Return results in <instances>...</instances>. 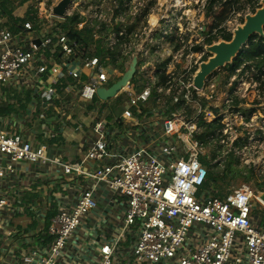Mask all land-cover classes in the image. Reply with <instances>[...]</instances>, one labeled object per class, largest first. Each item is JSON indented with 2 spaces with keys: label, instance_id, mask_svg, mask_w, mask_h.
Returning <instances> with one entry per match:
<instances>
[{
  "label": "built area",
  "instance_id": "built-area-1",
  "mask_svg": "<svg viewBox=\"0 0 264 264\" xmlns=\"http://www.w3.org/2000/svg\"><path fill=\"white\" fill-rule=\"evenodd\" d=\"M38 1L45 9L44 17L36 16L37 25L41 23L38 28L26 21L14 34L0 26V104L7 97L3 86L8 88L14 80L19 86L37 89L42 102L61 103L60 90L91 107L98 89L110 85L112 70H116L105 65L109 57L103 61L94 52L76 55L77 43L68 38L52 12L59 0ZM168 3L161 0L157 12V0H71L67 5L62 19L78 14L82 20L75 25L77 30L91 27L95 39L128 62L135 58L138 67L133 85L129 81L118 93L123 99L116 113L94 119L92 126L99 137L85 152L92 163L89 168L49 156L48 145L31 143L23 130L0 127V232L12 216L11 182L17 171L24 172L20 170L23 164L53 171L59 167L63 176L75 182L54 193L56 211L47 233L42 234L51 241L28 247L22 264H264V227L253 218L252 206L257 199L264 207L259 197L264 187L259 192L252 178L225 197L216 195L213 183L202 189L208 171L201 160L204 144L198 135L207 129L200 128V122L210 115L219 144L238 147L236 121L252 127L255 120L244 122L247 115L239 98L243 87L237 77L225 85L223 101L210 81L202 89L193 85L194 72L207 53L206 42L214 34H206L207 21L201 25L196 18L206 12L204 5L215 9L216 4L189 0L170 17ZM243 10V14L251 11L248 5ZM187 13H194L195 19H185ZM190 30L194 31L191 35L186 33ZM50 48L53 59H44L40 51ZM155 65H162L159 74L165 79L150 74ZM249 68L255 71L252 86L256 89L264 69ZM208 103H214L213 110H206ZM96 113L100 114V107ZM244 133L247 140H254L251 133ZM236 152L237 148L231 154ZM217 158L214 162L220 165ZM110 200L121 215L118 232H102L80 242L85 220L101 204L110 212ZM85 231L90 233V229ZM96 238L101 241L98 249L90 246V239Z\"/></svg>",
  "mask_w": 264,
  "mask_h": 264
},
{
  "label": "crops",
  "instance_id": "crops-1",
  "mask_svg": "<svg viewBox=\"0 0 264 264\" xmlns=\"http://www.w3.org/2000/svg\"><path fill=\"white\" fill-rule=\"evenodd\" d=\"M0 8V13L3 11L0 14L1 27L11 29L10 27L16 26L17 23L22 25L21 18L10 19L7 14L10 13V9H6L4 5ZM57 19L62 20V17L56 16ZM40 24L34 28H38ZM52 51L53 48H50L46 51L44 49L40 53L44 59L51 60L53 59ZM135 65L137 68L138 61ZM112 73L113 77L116 71L112 70ZM69 82L70 80L67 79L65 83ZM15 84L17 82L13 80L9 87L5 88L8 92L6 93V101L0 104V127L9 131L23 130V136L27 140L34 144H47L48 155L57 157L60 161L75 162L79 164L80 168L91 167L92 163L86 159L85 152L97 140L99 133L94 131L93 126L88 128L89 121L86 115L90 107H84L81 103H78L75 95H71V93L62 94L60 90L59 94L63 97L61 103L58 100L52 102L44 100L42 102L37 98L39 94L37 89L18 85L19 88L26 90V93H28L29 100H25L22 99V94L25 92L11 89ZM109 86L103 88L106 89ZM121 96L119 101L123 99ZM98 107L101 108V104ZM116 110L114 113H116ZM65 113L66 115H64ZM20 170L24 172L17 171L11 182V192L14 198L12 216L0 232V264H22L21 257L28 247H31L34 243L42 247L45 243L51 241V237L42 234L48 231L51 218L48 224L47 217L51 212L55 213L56 211L58 199L54 196V193L62 191L61 186H68L73 179L72 177L63 176L59 167L56 168V171H53L44 166L23 164ZM71 184L74 185L75 182L71 181ZM81 186L82 184L77 187ZM101 198L104 199V193ZM107 206L111 209L110 212L102 209L101 204L96 214L88 218L90 220H85L81 229H90V233L84 234L81 239L79 238L80 234L78 237L80 242H85L91 235L96 236L102 232H118L121 227V215L117 213L116 204L113 200L107 201ZM263 214H254L253 218L260 220L261 225L264 227ZM98 239H90L91 248L98 249L101 242Z\"/></svg>",
  "mask_w": 264,
  "mask_h": 264
},
{
  "label": "rangeland",
  "instance_id": "rangeland-1",
  "mask_svg": "<svg viewBox=\"0 0 264 264\" xmlns=\"http://www.w3.org/2000/svg\"><path fill=\"white\" fill-rule=\"evenodd\" d=\"M168 1H169L168 8H169L170 17H173L172 13H176L175 9L180 7L184 2L188 3L189 0H168ZM203 1L204 0H200V3ZM160 2L161 0H157V9L155 12H157L160 8ZM191 4L193 6H196V4L193 1L191 2ZM202 5H204V3ZM204 6L206 9V12L204 14L203 13L199 14L200 17L196 18V22L198 24L201 23V25H203V23L207 21V15L211 7L210 4H206ZM260 6H262L261 0H260ZM4 7L6 9H10L9 11L11 13L12 18H21V19L26 18L27 14L32 15L30 13L34 11H36L35 15L38 18L39 17L42 18L45 15L44 6H42V4L39 3L38 0H7L4 3ZM244 7L241 10H236L235 13L233 12L232 15L229 17V19L227 20V21H230V23L226 21V23L224 24V27H226L227 29H231V31H233V29L238 24H240V19H241L240 15L242 16L243 19L246 15V14H243ZM185 8L190 9V4H186ZM187 17L190 20L195 19L194 13H191V15L190 13H187L185 19H187ZM61 21H62L61 19L56 20L58 25L60 24ZM184 24H187V21H185ZM203 29H204V26H203ZM186 33H189V35H191L194 33V31L190 30L189 32H186ZM218 36L219 35H215V36L210 35L207 42L218 43L220 41V38ZM210 56L211 54L209 52L207 53L205 52L202 55L200 62L208 60ZM129 65H127L128 68H129ZM120 75L121 74L119 72H116L115 76H113L110 79V82L113 83L114 81H116ZM254 75H255V71L247 67L244 68L243 64L238 66V68H233V66L227 64L224 67L219 68L216 71H214L208 77L210 79V83L213 84V87H212L213 91L221 92L220 97H222V101H223L224 95L227 93L225 85H227L228 82L230 83V80L232 77L234 76L237 77L238 83L243 87L241 92H239V98L241 99L240 108L242 109V111L246 112L247 114V120H244V122H248V118L255 117L254 125L252 127H246L245 125H241L242 124L241 122L236 121L235 129L238 133L237 140H239L240 146L233 147L232 145L226 146V145L219 144L220 135L216 131V128L213 129L214 135L209 138L210 146L208 147L206 144L204 145L202 155L207 157L205 160L206 167L210 168L218 176L220 175L217 182H212V183L215 186L216 194L222 195V197H225L231 191L237 190L243 185L248 184V182L252 178H254L256 182L258 183L257 189L259 192H261V190L264 187V74L260 78L261 83L256 82L258 85L256 89L252 86L254 82L253 80ZM227 77L228 79H227V83L224 85L225 87L223 86L224 88L220 89V85L222 81H224V79H226ZM131 84L133 85V81H131ZM233 85L234 84L232 83L231 87H233ZM3 88L5 92L7 93L8 90H6L4 86ZM11 89L25 92L22 94L23 95L22 99L29 100V96H28V93H26V90L19 88L18 84H15ZM119 100H120V94H117L105 100H101L97 96H95L94 99L91 100L92 106L88 108L89 111L86 115L89 121L88 128H91V126L94 125L95 118L113 116L114 111L117 108V105L120 103ZM239 102L240 101L236 97L235 103L238 104ZM100 104H101L100 114L97 115L96 110L98 108V105ZM213 104L214 103H208L206 110H213ZM218 105H220V102H218ZM64 115H66V113ZM220 118H222V116ZM211 122H213L212 117L209 115L207 120H204L205 125L204 126L201 125L200 128H206L207 130H209V124ZM218 124H219V119L217 123V128H218ZM244 131H248L249 133H251L253 135L252 139L254 138V140H247V137ZM215 145L216 146L219 145L221 147L220 152L218 154V158L216 159V160L221 161L220 165L218 164L216 165L214 162V159L213 160L209 159L211 155L210 149L212 147L215 148ZM243 146H245L246 149L241 150ZM236 148H237V152L234 153V157H233L231 152L234 151ZM227 164L230 166L228 167ZM238 171L242 175L234 174L235 172H238ZM245 176H247L249 179L248 180L245 179ZM252 204H253L252 205L253 214H260V213L263 214L264 209L262 208L264 207L261 206L260 202L257 199H254ZM85 232H86L85 230H82V229L80 230V234H81V236L79 237L80 239L84 234H86Z\"/></svg>",
  "mask_w": 264,
  "mask_h": 264
},
{
  "label": "trees",
  "instance_id": "trees-1",
  "mask_svg": "<svg viewBox=\"0 0 264 264\" xmlns=\"http://www.w3.org/2000/svg\"><path fill=\"white\" fill-rule=\"evenodd\" d=\"M7 0H0V6H3L4 3ZM259 0H211V2L215 3V9L211 8L207 15V23L205 26L206 34H212V36L219 35L218 37L220 39L229 41L231 39V33L230 31H227V29L224 27V24L229 19V17L232 15L233 12L236 10H241L244 6L248 5L250 7V13H254L255 10L260 6L258 4ZM5 10V9H3ZM3 13V11L1 12ZM0 13V14H1ZM29 13V11H28ZM36 11L31 12L29 15H26V18H22V23L26 21H31L34 25V27L37 26V21H40L36 15ZM8 16H10V19H12V16L10 13H7ZM82 20V17H80L78 14H74L72 16H66L62 19L60 22V27L63 31L66 32L68 38L72 41H75L77 43V46L74 48L76 55H88L91 52H94L97 56H99L103 61L106 57H109V62H105L106 66H109L113 69H115L120 74H123L126 71V62H128L124 57L120 55V53L117 50H110L101 39H95L94 34L92 32L91 27L84 26L81 30H77L75 28V25L78 24ZM243 22V18L241 16L240 23ZM69 27V28H67ZM10 31L15 33H18L21 31L22 27L21 25L16 24L14 27H10ZM102 30H98V35H102ZM207 44H211L212 42H206ZM206 44V45H207ZM198 49V46L196 47ZM74 57V56H73ZM73 57H68L67 60L72 59ZM58 58L60 56L58 55ZM243 64L244 68L253 67L256 71H261L264 69V36H259L257 34L253 35L245 46L242 47V49L239 51L237 56L232 60V63H229V65L233 66V68H238ZM162 65L154 67H150V74H156L159 75L160 79H165V76L159 73L160 68ZM227 79H224L220 85V89L223 88V86L227 83ZM133 81V80H132ZM247 115V114H246ZM200 125H205L204 121L200 122ZM216 128L215 121L211 122L209 124V130L203 131L198 135V139L203 142V144L210 146L209 138L214 135L213 129ZM238 144V142L236 143ZM221 147L219 145H215V148L210 149V160H213L217 157V155L220 152ZM234 157V156H233ZM207 157L204 155H201V160H206ZM228 165V164H227ZM230 165H228L229 167ZM207 178L206 181L202 187L204 189L206 186H208L212 182H217L219 179V176L214 173L210 168H207ZM235 175H242L239 171L234 173ZM245 179H249L247 176H245ZM219 197H222V195L216 194ZM54 212L47 217V223L49 219L52 217ZM49 224V223H48Z\"/></svg>",
  "mask_w": 264,
  "mask_h": 264
},
{
  "label": "water",
  "instance_id": "water-1",
  "mask_svg": "<svg viewBox=\"0 0 264 264\" xmlns=\"http://www.w3.org/2000/svg\"><path fill=\"white\" fill-rule=\"evenodd\" d=\"M71 0H59L53 7L52 12L55 16L63 17L65 9ZM262 6H259L254 13L245 15L243 22L238 24L231 33L229 41L220 39L218 43L205 45L207 52L211 56L206 61L199 63L194 72L193 85L197 89H202L206 78L219 68L232 63L243 46L255 34L264 36V0H261ZM39 40L34 39L35 44H39ZM136 59L133 58L129 68L121 75V77L112 83L108 88H100L97 96L102 99H108L117 95L121 88L128 85L135 72ZM264 202V192L259 194Z\"/></svg>",
  "mask_w": 264,
  "mask_h": 264
},
{
  "label": "flooded vegetation",
  "instance_id": "flooded-vegetation-1",
  "mask_svg": "<svg viewBox=\"0 0 264 264\" xmlns=\"http://www.w3.org/2000/svg\"><path fill=\"white\" fill-rule=\"evenodd\" d=\"M210 75H211V74H210ZM210 75H209V76H210ZM209 76H208V77H209ZM208 77L206 78L205 83L208 82V81H210V79H209ZM205 83H204V86H205ZM203 88H204V87H203Z\"/></svg>",
  "mask_w": 264,
  "mask_h": 264
}]
</instances>
